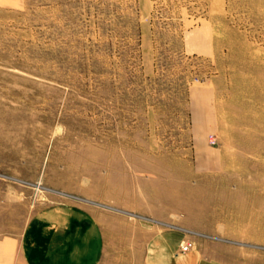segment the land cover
Listing matches in <instances>:
<instances>
[{"label": "rangeland", "instance_id": "rangeland-1", "mask_svg": "<svg viewBox=\"0 0 264 264\" xmlns=\"http://www.w3.org/2000/svg\"><path fill=\"white\" fill-rule=\"evenodd\" d=\"M0 195L264 264V0H0Z\"/></svg>", "mask_w": 264, "mask_h": 264}, {"label": "crops", "instance_id": "crops-1", "mask_svg": "<svg viewBox=\"0 0 264 264\" xmlns=\"http://www.w3.org/2000/svg\"><path fill=\"white\" fill-rule=\"evenodd\" d=\"M1 200L0 264H234L199 248L179 251V234L128 215L81 207L30 213Z\"/></svg>", "mask_w": 264, "mask_h": 264}, {"label": "built area", "instance_id": "built-area-1", "mask_svg": "<svg viewBox=\"0 0 264 264\" xmlns=\"http://www.w3.org/2000/svg\"><path fill=\"white\" fill-rule=\"evenodd\" d=\"M190 246H191V243L190 242H188L186 244H183V245H179V251L188 250Z\"/></svg>", "mask_w": 264, "mask_h": 264}]
</instances>
